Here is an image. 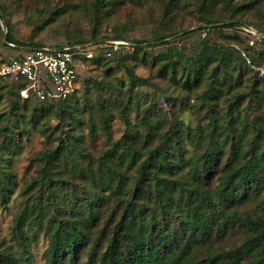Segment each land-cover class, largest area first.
I'll return each instance as SVG.
<instances>
[{"label": "trees", "instance_id": "trees-1", "mask_svg": "<svg viewBox=\"0 0 264 264\" xmlns=\"http://www.w3.org/2000/svg\"><path fill=\"white\" fill-rule=\"evenodd\" d=\"M104 2L105 0H96L95 8L99 9ZM199 2L204 7L207 2H211L210 5L217 4L218 0ZM259 3L261 0H251L243 5L258 8ZM236 9L240 10V6H236ZM0 19H4L8 25L4 43L16 50L15 54L22 56L26 47L46 45L43 42L16 39L1 5ZM207 21L214 24L201 25L197 29L222 31L226 27L234 28L246 23L233 20L217 24L222 21L218 18ZM181 31L186 29L163 33L156 36L155 41L165 40ZM187 34L189 32L186 31L184 35ZM120 37L112 36V39ZM233 37L238 39L239 35L235 33ZM108 39L111 37L92 35L65 43L91 42L82 50H92L93 56L87 58L85 53L79 55L80 68L90 59L98 62L107 55L119 58L121 53L117 51L118 48L105 46ZM143 42L146 40L136 39L132 46L141 49ZM262 42L263 46L255 54H248V58L256 65H264V38ZM195 48L196 50L189 54L186 50L166 45L165 49L152 54V63L157 70L156 77L164 81L169 78L168 82L179 92L195 94L201 90L196 96L181 95V98L189 103V109L197 113L193 115L194 123L186 122L185 119L173 121L168 116L165 118V114L157 112V108L154 109V115L150 114L149 108L153 109L156 101L149 100V105H140L134 110L140 116L138 125L149 127H146L147 131L142 136L141 144L140 140L137 143L139 134L135 127L138 125L130 118L131 105L134 103L133 87L156 86L152 77L140 75L131 66H126L129 75L127 83L124 80L115 83L107 78L95 80V84L99 86L106 83L115 85V91L119 88L127 90L125 96H122L120 106L113 107L111 103L102 101L99 109L109 113L108 117H100L102 130L110 133L112 122L119 114L126 122L125 134L120 142H112L105 152L98 155L93 167L81 169L85 187L91 191L87 196L79 187L62 188L63 183L60 180L55 182L50 176V170L43 168L39 181L44 186V201L39 200L34 205H38L39 211L56 207L63 209L60 218L50 223L46 264H74V256H79L83 250L89 255L85 264H185V255H189L188 251L193 248L192 242L197 237L202 240L209 236L212 222L218 223L220 220V231L224 230L230 221V215H225L224 212L209 216L204 212L205 206L215 208L218 203L228 208L240 199L244 192L249 194L252 190L264 188V126L258 118L249 114V109L253 108L249 102L254 98L264 99V77H260L258 72L254 74L248 59L234 47L230 49L228 46L204 39ZM236 54L241 58H236ZM79 77L80 71L78 79ZM13 79L20 96V91L26 87L27 82ZM80 89L78 86L76 91L67 97H48L59 99L55 113L62 121L79 120V127L85 122L82 113L89 111L92 106L88 92L83 91V96L79 95ZM33 96L39 97L30 93L27 97L12 101L11 112H28L26 108ZM158 97H162V94ZM170 100H177L174 94ZM52 110L53 107L47 111ZM44 112L42 107L40 110L35 107L29 113H20L19 120L22 124L18 121L14 124L23 127L27 124L35 126L37 118ZM2 116L3 114H0V117ZM87 124L93 131L98 127L94 121ZM10 130L14 132L12 128ZM71 137L75 143L81 142L80 134H73ZM59 138V146L43 154L48 164H58L68 151L64 137L60 135ZM158 139L159 143L153 146L152 143ZM8 142L9 149L16 148L12 138L11 142ZM187 142L197 146L189 155L186 154ZM83 155L90 156L88 152ZM222 162L225 164L220 166ZM221 167L223 173L220 182L217 186H212V174ZM0 183H3L1 179ZM4 189L5 187H2V190ZM131 189L132 192L128 196L123 195ZM107 204H110L113 228L105 248L96 253L97 250H94L93 246L86 248L87 241L96 239L93 228L100 219L101 209ZM171 217L181 225L167 222ZM248 219L264 226V218ZM27 226L28 222L23 215L16 218L13 236L20 247L14 244H0V264H30L27 243L35 234L32 224L29 228ZM259 244L264 245V227L261 232L244 237L236 251L216 253L208 257L203 264H217L226 259H240L243 264H264V248L262 254H257L256 251ZM236 253L240 255L236 257ZM188 264L196 262L192 260Z\"/></svg>", "mask_w": 264, "mask_h": 264}, {"label": "rangeland", "instance_id": "rangeland-1", "mask_svg": "<svg viewBox=\"0 0 264 264\" xmlns=\"http://www.w3.org/2000/svg\"><path fill=\"white\" fill-rule=\"evenodd\" d=\"M96 0H0L6 12V18L9 22L11 32L16 39L21 41H38L46 44H63L68 40H75L81 37L109 36L112 39L117 35L123 40L121 44L112 43L108 39L106 47L118 48L120 56L118 59L112 55H107L98 62L91 59L80 68V77L78 86L81 88L79 95L88 92L92 103L91 109L84 111V125L79 127L76 119H67L62 121L55 110L58 108L59 99L34 97L29 100L27 110L42 107L44 113L37 118L35 126L20 123V113H29V111L11 112L12 101L25 97L20 91L18 95L15 87L16 81L9 76L0 75V244H14L20 247L16 238L13 236V226L16 218L23 215L28 222L27 228L32 224L34 234L28 244L30 264H46L48 247L50 242V223L60 218L63 214L58 207L47 211H39L35 202L43 200L44 186L40 183L43 168L50 170V176L56 182L60 180L63 183L62 188L69 186L78 187L89 195L91 191L85 187V179L81 175L82 168L93 167L99 154L106 151L112 142H120L125 134L126 122L115 116L112 122V130L106 133L100 126V117H108L109 113L99 110L101 102L111 103L113 107L120 106L122 96H125L126 89L119 88L114 90L115 85L106 83L96 85L95 80L107 78L115 83L124 80L129 81V75L126 66H131L138 74L151 76L157 84L152 87H133V101L131 105L130 118L136 125L140 116L134 111L138 106L149 105L148 101L154 99L153 109L149 108V113L154 115L155 108L157 112L165 114L170 119L182 120L194 123L193 115L196 111L189 109V103L181 98L182 96H196L195 94H186L179 92L174 88L166 78L164 80L156 77V66L152 63V54L166 45L174 46L186 50L189 54L193 53L204 39L213 43L233 47L240 50L242 55L248 59V63L254 69V74L258 72L260 77H264V65H256L248 58L249 52L254 53L262 46L264 38V0H261L259 7L253 8L243 4H248L251 0H218L217 4L202 7L199 0H105L99 8H95ZM240 6V10L236 9ZM168 11V13H166ZM218 18L222 20L217 24H223L230 21H243L236 27H226L222 31L205 29L198 30L201 25H213L207 20ZM186 29L189 34L184 35L186 31H181L176 35L170 36L165 40L155 41V37L163 33ZM197 29L195 31H192ZM8 32V25L4 19H0V66L10 60L16 53V50L6 45L5 34ZM239 35L234 39V34ZM146 40L142 43L141 49L132 46L133 41ZM105 44V43H104ZM153 44L152 46H147ZM236 58H241L236 54ZM120 86V85H119ZM113 87V88H112ZM118 88V87H117ZM154 92V93H153ZM162 97H158L159 94ZM174 94L177 100L171 101V95ZM23 104V103H21ZM249 104V114L253 118H258L264 126V99L254 98ZM53 107L52 111L50 110ZM133 110V111H132ZM39 114V113H38ZM197 114V113H196ZM71 120V121H70ZM97 123L95 130H91L87 122ZM132 121V122H133ZM147 126L135 127L139 134V144L143 142V135L147 131ZM14 132H11V129ZM133 129V128H131ZM73 134H80L81 142L75 143L71 137ZM63 136L68 145V151L65 153L62 161L58 164L46 163L43 154L54 150L59 146L60 138ZM71 135V136H70ZM142 137V138H141ZM15 141V149L8 148V141ZM141 138V139H140ZM157 138V137H156ZM159 139L153 144H158ZM154 146V145H153ZM188 148L186 154H191L197 146L187 142ZM88 152L90 156H84ZM232 162V161H231ZM97 163V162H96ZM225 163H221L223 166ZM223 167L216 169L212 174V186H217L220 182ZM39 182V183H38ZM87 182V181H86ZM35 184V185H33ZM2 187L5 189L2 190ZM132 192L129 190L124 196ZM83 195V196H84ZM85 196V198H86ZM110 204L100 211V219L93 228L96 239L87 241L86 248L94 247L96 253L105 248L106 241L110 235L114 221L110 218ZM66 206V205H64ZM78 212V210H73ZM204 212L209 216L220 214L230 215L227 227L219 231V223L212 222L209 236L202 240L197 237L192 242V250L185 255V264L194 260L196 264H203L210 256L227 250L236 251L242 244L244 237L248 234H256L262 231L263 225L252 223L248 218L259 220L264 218V188L252 190L249 194L245 193L233 205L226 208L225 205L216 203L214 207H204ZM65 214V213H64ZM87 216V213H85ZM167 222L181 225L176 219L171 217ZM99 223V224H98ZM105 228V230H103ZM256 248L257 254L263 253L264 245ZM87 250V249H85ZM256 253V252H255ZM240 253H236L237 257ZM89 259L87 251L74 256V264H85ZM239 261L229 259L219 261L217 264H243Z\"/></svg>", "mask_w": 264, "mask_h": 264}, {"label": "built area", "instance_id": "built-area-1", "mask_svg": "<svg viewBox=\"0 0 264 264\" xmlns=\"http://www.w3.org/2000/svg\"><path fill=\"white\" fill-rule=\"evenodd\" d=\"M121 44L119 39H109ZM85 43L46 44L26 47L22 56L14 54L9 61L0 66V75L27 82L21 92L27 97L30 93L42 99L57 96L67 97L78 87V57L85 53L93 56L92 50L84 51Z\"/></svg>", "mask_w": 264, "mask_h": 264}, {"label": "water", "instance_id": "water-1", "mask_svg": "<svg viewBox=\"0 0 264 264\" xmlns=\"http://www.w3.org/2000/svg\"><path fill=\"white\" fill-rule=\"evenodd\" d=\"M6 38H7V32H6V34H5V40H6ZM85 44H88V42H87V43H85Z\"/></svg>", "mask_w": 264, "mask_h": 264}]
</instances>
